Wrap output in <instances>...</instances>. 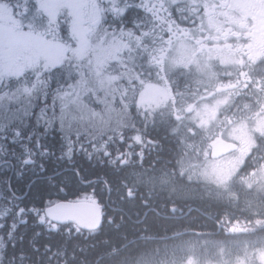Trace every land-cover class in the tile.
Segmentation results:
<instances>
[{
	"label": "flooded vegetation",
	"instance_id": "af4514ba",
	"mask_svg": "<svg viewBox=\"0 0 264 264\" xmlns=\"http://www.w3.org/2000/svg\"><path fill=\"white\" fill-rule=\"evenodd\" d=\"M145 11L149 26L127 36L108 64L113 70L106 68L118 77L121 107L105 128L123 133L127 146L139 136L119 161H132V178L142 183L129 195L179 202L168 219L199 225L194 234L202 243L262 239L264 137L237 158L246 147L228 134L264 117V0H146ZM219 141L237 149L213 159ZM195 149L204 150L195 159L200 171L211 162L226 179L188 173Z\"/></svg>",
	"mask_w": 264,
	"mask_h": 264
},
{
	"label": "snow or ice",
	"instance_id": "6c2138e0",
	"mask_svg": "<svg viewBox=\"0 0 264 264\" xmlns=\"http://www.w3.org/2000/svg\"><path fill=\"white\" fill-rule=\"evenodd\" d=\"M145 8L146 0H0V153L4 157L17 161L21 169H34L38 159L50 155L45 141L58 129L64 157L71 160L79 150L89 159L107 158L115 165L125 138L123 133L117 139L104 131L118 107L109 103L107 92L118 77L106 75V68L121 51L122 41L139 35L151 23ZM126 95L121 94L122 100ZM131 139L139 136L129 139V147ZM113 147L118 153L115 159ZM39 167L43 170L42 162ZM5 199L9 206L0 210V220L11 216L12 223H0V264H33L34 254L41 258L34 240L28 242L29 252L23 236H18L29 214L50 234L66 230L68 238L96 234L106 215L104 205L87 193L29 207L19 203L22 197L9 184ZM44 249L51 252L52 246L45 244Z\"/></svg>",
	"mask_w": 264,
	"mask_h": 264
},
{
	"label": "trees",
	"instance_id": "16d2710c",
	"mask_svg": "<svg viewBox=\"0 0 264 264\" xmlns=\"http://www.w3.org/2000/svg\"><path fill=\"white\" fill-rule=\"evenodd\" d=\"M45 143L51 153L43 161L38 159L34 169H21L17 161L0 153V210L9 206L5 196L11 184L22 197L19 202L22 206L43 207L49 200L75 199L87 193L95 195L104 205L106 215L96 234L83 233L68 238L66 230L50 234L34 215L29 214L27 225L19 226L18 236H23V246L29 252V241L34 240L35 246L40 248L41 258L37 260L34 254L33 264H138L140 260L152 259L167 264L189 246H196L199 250L201 246L210 245L197 240L194 232L199 225H179L177 216L168 219L172 215L170 206H178L179 202L172 204V198L162 202L152 195H141L143 191L139 196L129 195L130 190L142 184L132 178V161L120 167L121 158L111 165L106 162L107 158L104 161L95 156L89 159L79 150L69 160L60 151L59 131L51 133ZM119 148L120 157H125L126 145L121 144ZM116 155L113 147L111 158L115 159ZM4 159H9L10 163L5 165ZM41 162L43 170L39 167ZM109 217H112L111 222ZM195 219L189 222L193 224L197 221ZM0 223L10 225L11 216ZM36 233H40L39 237ZM45 244L52 246L51 252L44 253Z\"/></svg>",
	"mask_w": 264,
	"mask_h": 264
},
{
	"label": "rangeland",
	"instance_id": "374dc122",
	"mask_svg": "<svg viewBox=\"0 0 264 264\" xmlns=\"http://www.w3.org/2000/svg\"><path fill=\"white\" fill-rule=\"evenodd\" d=\"M113 56L110 58L109 63L116 60ZM107 92L109 103L115 102L118 106L117 109H119L121 107V100L115 80L112 81L110 86H107ZM148 101L149 97L145 94L144 103ZM219 103L221 102L219 101ZM97 107H102V105H98ZM111 121L115 122L114 113L112 114V119L105 125V127L108 126ZM104 131L108 134L106 128H104ZM113 135L119 139L120 134ZM228 137L230 141L234 143L245 145L246 148L241 154H239L240 156L236 155L237 158H242L243 154H246L250 148L255 146V142L259 137H264V117L260 116L257 118L250 130L231 132L228 134ZM125 149L130 150V148ZM203 151L204 150L201 151L200 149H195L194 151L188 153V173L194 175L198 173L200 176L204 177L208 175L211 176V174L215 172L219 175V177H222V179L225 180L228 172L224 171L222 166H219L217 169L218 166L211 165L214 163L204 162V168L200 171V167H198L195 159L199 157L200 153ZM196 248V246L187 247L185 249L186 251L183 250L182 252H179V257H175L174 260L168 262L167 264H264V237L260 240L244 242L235 246L233 244L227 246L216 244L201 246L199 250H196ZM138 264L160 263L155 261V259H152L140 260Z\"/></svg>",
	"mask_w": 264,
	"mask_h": 264
},
{
	"label": "water",
	"instance_id": "95a60500",
	"mask_svg": "<svg viewBox=\"0 0 264 264\" xmlns=\"http://www.w3.org/2000/svg\"><path fill=\"white\" fill-rule=\"evenodd\" d=\"M236 149H237L236 145L227 144L221 141L216 142L212 146L211 158H218V157L225 156ZM12 171H13V167H12Z\"/></svg>",
	"mask_w": 264,
	"mask_h": 264
},
{
	"label": "bare ground",
	"instance_id": "6f19581e",
	"mask_svg": "<svg viewBox=\"0 0 264 264\" xmlns=\"http://www.w3.org/2000/svg\"><path fill=\"white\" fill-rule=\"evenodd\" d=\"M111 67H113V66H111ZM111 67L108 66V68H109L110 70H113ZM126 148H130V147L126 145ZM218 158H221V157H218ZM213 159H217V158H213ZM11 165H12V164H10V167H11ZM12 167H13V165H12ZM12 167H11V171H12Z\"/></svg>",
	"mask_w": 264,
	"mask_h": 264
}]
</instances>
